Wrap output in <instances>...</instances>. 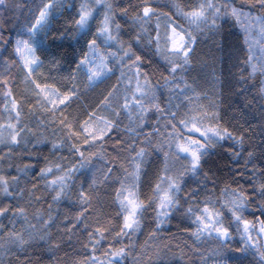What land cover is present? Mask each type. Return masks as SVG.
Instances as JSON below:
<instances>
[{
    "label": "snow or ice",
    "instance_id": "1",
    "mask_svg": "<svg viewBox=\"0 0 264 264\" xmlns=\"http://www.w3.org/2000/svg\"><path fill=\"white\" fill-rule=\"evenodd\" d=\"M229 20L231 79L213 64L207 91L188 74ZM217 83L255 126L225 119ZM218 150L243 170H205ZM37 249L264 264V0H0V264Z\"/></svg>",
    "mask_w": 264,
    "mask_h": 264
},
{
    "label": "trees",
    "instance_id": "2",
    "mask_svg": "<svg viewBox=\"0 0 264 264\" xmlns=\"http://www.w3.org/2000/svg\"><path fill=\"white\" fill-rule=\"evenodd\" d=\"M160 3H165L166 0H158ZM233 22L229 20L228 25L225 26L224 29V37L217 36L216 40L219 42L218 44H213L211 40L203 41L198 49V53L201 59H207V64H194L192 71L188 74L190 79H195L198 84L205 88L207 91H211L213 89V85L208 78V74L211 72V66L214 64L217 70V75L220 77L221 81L230 80V65L234 62V60H230V45L235 43V34L239 32L237 27H232ZM10 27V25H9ZM229 33H232L231 35ZM213 55L215 59L213 60ZM147 63V61H145ZM233 71H235L233 69ZM155 82V81H154ZM162 83V81H161ZM216 92V99L223 101V110L225 119L228 120L232 116H236L240 123L244 124L245 121L249 122L253 126L257 124L260 119V113L253 108L252 110L247 109L244 106V100L242 97H238L229 92L226 84L217 83L214 86ZM238 91V89H237ZM243 109L246 115H242L240 109ZM248 125L245 124V127ZM251 143L255 145H259L261 143L259 136L253 137ZM47 155V152L44 153ZM243 161L237 163L233 159H231L226 152L223 150H218L216 155L208 158V162L205 165V170L208 168H212L218 175H228L233 170L242 171ZM239 179V177H237ZM62 211L67 212L68 209L62 206ZM6 223V221H5ZM176 229L173 228V232ZM144 237H140L141 242ZM71 251V249H69ZM50 254L46 252H42L37 249L36 254L32 257L33 264H57L56 257H51L49 259ZM58 256L61 259L66 258L65 253L63 251L58 253Z\"/></svg>",
    "mask_w": 264,
    "mask_h": 264
}]
</instances>
